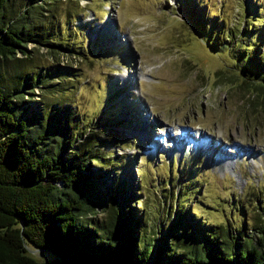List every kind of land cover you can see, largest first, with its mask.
Wrapping results in <instances>:
<instances>
[{
  "label": "rangeland",
  "instance_id": "374dc122",
  "mask_svg": "<svg viewBox=\"0 0 264 264\" xmlns=\"http://www.w3.org/2000/svg\"><path fill=\"white\" fill-rule=\"evenodd\" d=\"M46 5L37 21L57 50L43 47L36 55L41 72L55 75L54 88L33 87L34 94H24L30 100L25 106L38 112L42 105L57 110L58 104L80 126L99 132L115 127L102 149L108 168L93 162L90 168L105 204L87 219L105 233L117 195L124 204L134 193L131 204L147 234L157 237L174 212L185 211L198 229L219 227L222 238L225 229L239 244L242 235L255 244L254 228L264 225V98L229 83L232 58L208 48L193 19L198 15L206 28L222 24V30L237 34L244 18L254 15L261 17L254 19L255 27L262 23L264 29V0ZM257 46L264 51V30ZM224 67L228 71L221 72ZM20 72L6 70L14 79ZM121 180L116 194L111 187ZM242 224L243 231L235 232ZM32 254L44 257L39 250Z\"/></svg>",
  "mask_w": 264,
  "mask_h": 264
},
{
  "label": "trees",
  "instance_id": "16d2710c",
  "mask_svg": "<svg viewBox=\"0 0 264 264\" xmlns=\"http://www.w3.org/2000/svg\"><path fill=\"white\" fill-rule=\"evenodd\" d=\"M55 1L0 0V264H264V225L254 228L255 244L244 235L239 244L224 227L222 238L219 227L198 229L185 211H177L166 231L158 229L157 239L143 229L139 210L131 204L134 193L124 204L117 195L105 233L87 219L105 204L90 168L92 162L108 168L102 149L115 127L99 132L80 126L72 111L58 104V113L45 105L38 112L25 106L30 100L24 94L54 88L55 75L41 72L36 54L43 47L56 53V43L37 21L46 4ZM255 18L261 17L244 18L245 27L237 34L222 30V24L206 28L198 15L193 22L208 48L232 58L230 69L221 70L229 69V83L264 98V51L257 46L264 29L262 23L255 27ZM11 67L21 71L16 79L6 73ZM121 184L111 187L116 194ZM234 229L240 234L244 224ZM33 250L44 257L34 256Z\"/></svg>",
  "mask_w": 264,
  "mask_h": 264
}]
</instances>
